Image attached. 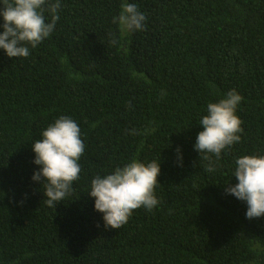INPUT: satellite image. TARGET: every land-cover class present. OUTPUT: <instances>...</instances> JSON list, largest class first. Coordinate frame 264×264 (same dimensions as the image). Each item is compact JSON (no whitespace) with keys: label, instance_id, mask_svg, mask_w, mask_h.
Instances as JSON below:
<instances>
[{"label":"trees","instance_id":"obj_1","mask_svg":"<svg viewBox=\"0 0 264 264\" xmlns=\"http://www.w3.org/2000/svg\"><path fill=\"white\" fill-rule=\"evenodd\" d=\"M124 2L147 17L143 31H121ZM60 3L28 57L0 49V264H264V216L246 218L225 191L238 157L264 155V0ZM230 90L243 97L241 140L208 172L198 122ZM61 115L85 148L70 194L49 207L32 142ZM132 159L160 162L159 203L105 229L91 180Z\"/></svg>","mask_w":264,"mask_h":264},{"label":"clouds","instance_id":"obj_2","mask_svg":"<svg viewBox=\"0 0 264 264\" xmlns=\"http://www.w3.org/2000/svg\"><path fill=\"white\" fill-rule=\"evenodd\" d=\"M61 9L60 0H0V49L9 58L29 56V46L36 48L55 30ZM114 18L121 31H143L147 17L136 3L124 2ZM46 15L50 19L46 22ZM113 43L116 41L113 40ZM243 97L235 90L228 91L217 102H209L206 115L199 120L203 130L196 135L194 149L209 160L206 171L214 170L212 156L220 159L222 151L241 140L243 131L236 109ZM151 131V130H149ZM32 142L33 163L39 165L31 179L45 182L44 196L49 207L70 194L72 184L80 177L78 163L84 152L80 128L71 117L61 115ZM211 154V155H210ZM177 160L182 166V155L177 147ZM160 174V162L144 163L132 159L104 176L91 180L88 195L94 198V209L102 213L105 229H119L126 224L134 210L141 207L151 211L159 203L155 189ZM235 185L225 191L246 202V218L264 216V155H244L235 160Z\"/></svg>","mask_w":264,"mask_h":264}]
</instances>
